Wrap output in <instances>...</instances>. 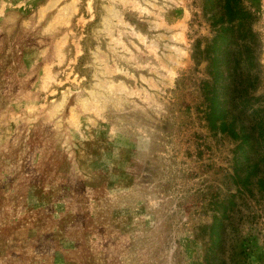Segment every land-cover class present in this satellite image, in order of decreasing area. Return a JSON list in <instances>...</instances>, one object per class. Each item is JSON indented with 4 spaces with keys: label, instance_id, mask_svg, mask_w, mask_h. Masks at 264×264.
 <instances>
[{
    "label": "rangeland",
    "instance_id": "1",
    "mask_svg": "<svg viewBox=\"0 0 264 264\" xmlns=\"http://www.w3.org/2000/svg\"><path fill=\"white\" fill-rule=\"evenodd\" d=\"M210 36L200 0H0V264H264L263 214L207 254L234 192L192 59Z\"/></svg>",
    "mask_w": 264,
    "mask_h": 264
},
{
    "label": "trees",
    "instance_id": "2",
    "mask_svg": "<svg viewBox=\"0 0 264 264\" xmlns=\"http://www.w3.org/2000/svg\"><path fill=\"white\" fill-rule=\"evenodd\" d=\"M200 13L211 35L203 48L196 41L192 51L195 64L206 63L203 117L213 136L223 135L233 143L227 181L234 192L212 207L206 228L207 254L214 261L225 223L231 225L236 215L240 219L264 215V95L256 94L261 41L253 30L255 16L244 0H200ZM248 202L259 207L257 215L247 211Z\"/></svg>",
    "mask_w": 264,
    "mask_h": 264
}]
</instances>
